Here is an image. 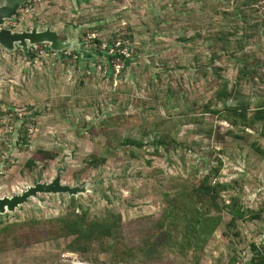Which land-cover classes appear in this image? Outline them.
<instances>
[{
	"label": "rangeland",
	"instance_id": "obj_1",
	"mask_svg": "<svg viewBox=\"0 0 264 264\" xmlns=\"http://www.w3.org/2000/svg\"><path fill=\"white\" fill-rule=\"evenodd\" d=\"M42 3L41 15L21 10L6 26L29 29L45 17L61 39L80 26L78 38L96 56L0 48V196L50 184L59 168L62 185L86 190L39 193L0 214V264H233L253 244L263 247L264 211L253 212L264 209V119L232 125L224 102L248 104V118L264 102V0ZM224 87L239 92L217 102ZM214 170L227 185L221 204L237 197L245 218L229 225L224 210L199 251L184 240L183 220L179 227L167 219L173 237L157 245L169 199ZM73 197L94 218L122 214L108 250L94 241L72 251L73 237H54L60 231L50 220Z\"/></svg>",
	"mask_w": 264,
	"mask_h": 264
},
{
	"label": "trees",
	"instance_id": "obj_2",
	"mask_svg": "<svg viewBox=\"0 0 264 264\" xmlns=\"http://www.w3.org/2000/svg\"><path fill=\"white\" fill-rule=\"evenodd\" d=\"M25 7L26 4L21 9L22 13L25 10ZM72 52L77 53V55L79 54L78 51ZM116 55L117 57L121 56L124 59L127 58L122 53H117ZM253 72L254 71H245L244 74L248 75ZM240 83L241 80L238 79L237 85H240ZM236 92L239 91L234 89V87L230 91L227 87H224L217 93L215 97L217 98V102H220L226 97L235 95ZM224 105V110L230 109L232 111V125H238L240 117L243 118L241 122L245 128L254 127L258 120L264 119V102L257 106L255 115H253L251 118H248L250 117L247 113V110L250 108L248 104L246 106L239 105L230 107L226 102H224ZM207 107L212 109L211 105ZM213 109L214 112L221 111L218 108ZM23 125L25 124L23 123ZM21 132L25 133L26 130L22 128L20 130V133ZM165 142V138L163 137L160 140V143ZM125 145L138 147L143 144L137 142L136 139H127ZM39 153L41 155L50 154L54 157V154H52L53 152L40 151ZM214 172L216 175H213L211 172H209V174L205 175L200 181L199 185L195 188L185 189L183 191L179 190L176 192V194H174L173 198L169 199V209L167 210V213H165L164 218L158 224L162 231L158 234V238L156 240V243L158 241L157 245L160 242V244L163 245L164 241L166 240L164 239L165 237H170V235L173 237L172 231L169 232L163 228L166 226L165 222L167 219H171L175 225L179 227L181 225V220H183L186 232L184 235V240L188 242V247L191 250L199 251L203 246V242L207 241L222 224V213L224 210H227L233 215V219L229 225H235L238 219L242 220L245 218V212L241 204L242 202L237 197H233L229 202L221 204L220 199L223 192L227 190V185L217 178L218 173L215 170ZM72 202L73 204H71L62 217L50 220V224L55 228L57 227V231H60V234H56L54 237H73V242L69 246V249L72 251H78V249H82V247L75 248L74 245H76V243H81V245L84 243L88 244V248H90L92 245L93 249L94 247L92 243L94 241H97L102 249L108 250L109 246L105 243H110L109 239H112L118 232H121L122 214L110 212L101 218H94L83 206H80L81 209L77 210V208L74 206V203L76 202L75 197L72 198ZM259 210H256L255 212L252 211L255 213L256 217L258 216V218H260V214L262 211H264V209L260 211ZM42 223L44 222L41 220L29 221V224L33 227ZM153 245L154 247L150 249V252H153L155 249V244ZM132 249L134 250V248ZM247 250L248 252L250 251L249 249ZM252 252H254V254ZM252 252L250 251V253H247L248 259L251 258L248 264H264V246L260 247L253 244ZM249 254L252 256L250 257ZM235 261L236 258L234 257L232 260L233 264H235Z\"/></svg>",
	"mask_w": 264,
	"mask_h": 264
},
{
	"label": "water",
	"instance_id": "obj_3",
	"mask_svg": "<svg viewBox=\"0 0 264 264\" xmlns=\"http://www.w3.org/2000/svg\"><path fill=\"white\" fill-rule=\"evenodd\" d=\"M30 0H0V48L7 51H15L18 48L28 56L33 57L31 48L38 44H46L47 48L55 52L59 57L65 58V51H78L81 57L89 58L96 56L95 49L86 48L83 41L78 38L79 27L75 31L71 30L67 39H61L59 33L55 31L53 23L43 24L39 21L33 23L31 28L18 30L7 27L9 21H13L23 6ZM61 168L58 169L57 177L52 183L38 182L29 186L21 194L12 196H0V214L14 212L23 203H26L31 197L44 192H69L79 194L85 192L86 186L62 185L60 182Z\"/></svg>",
	"mask_w": 264,
	"mask_h": 264
},
{
	"label": "built area",
	"instance_id": "obj_4",
	"mask_svg": "<svg viewBox=\"0 0 264 264\" xmlns=\"http://www.w3.org/2000/svg\"><path fill=\"white\" fill-rule=\"evenodd\" d=\"M44 0H30L28 3H26L25 10L23 11L24 15H28L32 13L35 10V7L39 4H41ZM36 49L42 54V55H54L56 56L57 54L55 52H52L47 48L46 44H38L35 46ZM243 256H239L236 264H248L247 259H245Z\"/></svg>",
	"mask_w": 264,
	"mask_h": 264
},
{
	"label": "crops",
	"instance_id": "obj_5",
	"mask_svg": "<svg viewBox=\"0 0 264 264\" xmlns=\"http://www.w3.org/2000/svg\"><path fill=\"white\" fill-rule=\"evenodd\" d=\"M46 5H45V3H41V4H39V5H37L36 7H35V10L33 11L34 12V14L36 15V14H40L41 15V7L42 8H44ZM24 7V6H23ZM40 12V13H39ZM33 15V14H32ZM43 16H44V14H43ZM43 19H39V22L40 23H42V22H44V20H45V17H42ZM17 19V18H16ZM44 24V23H43Z\"/></svg>",
	"mask_w": 264,
	"mask_h": 264
}]
</instances>
